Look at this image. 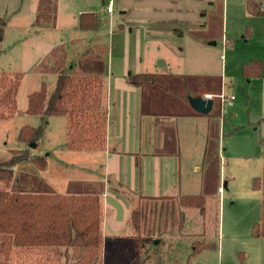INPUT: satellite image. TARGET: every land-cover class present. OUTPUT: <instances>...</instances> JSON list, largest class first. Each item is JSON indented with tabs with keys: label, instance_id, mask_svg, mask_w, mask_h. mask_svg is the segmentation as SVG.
Segmentation results:
<instances>
[{
	"label": "rangeland",
	"instance_id": "374dc122",
	"mask_svg": "<svg viewBox=\"0 0 264 264\" xmlns=\"http://www.w3.org/2000/svg\"><path fill=\"white\" fill-rule=\"evenodd\" d=\"M203 1L204 12L200 14L204 18L203 26L197 24L183 29V37L177 39L169 38L167 28L170 25L161 22L142 25L141 29L132 31L133 35L129 34V28L124 32L117 29L116 38L111 37V34L114 35L113 25L119 27L124 22L126 26L134 27L131 22L138 17V11L132 7L133 4L121 3L120 0L116 1L113 14H107L106 7L101 5L99 10L103 11V27L99 33L102 40H98V44L95 43L96 38L90 43L85 40L93 56L98 54L104 58L110 56L112 50L116 54L124 49L121 43L123 37L125 50L131 61H136L140 66L139 70H153L161 81H165L162 84L164 87L158 88L159 98L162 95L163 98L157 103L163 101L172 110H175V105L186 104V101L191 104L188 92L193 91L194 96L200 97L205 93L219 94L210 113L212 119L209 126L214 136L210 137L209 145L206 120L202 122L194 148L190 145L192 149L188 159L198 158L199 161L207 145L204 164L200 163L201 170L194 172L193 165L197 160L189 161L188 168L182 174L186 188L194 192L200 190V194L205 196L204 213L191 208L180 215V206L146 205L140 219V230L135 231L129 217L137 207H132L131 200L121 198L114 210L120 212L119 218L130 221L122 225L127 237L117 242L125 245L122 247L128 251H136V257L139 252L137 238L139 241L152 240L155 247L145 241L146 246L140 251V257H147L146 264H264V238L252 236L253 225L261 220L262 211V192L254 189L253 181L264 172V65L259 76L248 77L244 73L246 63L252 60L264 62V16L253 12L250 0ZM76 6L71 5L72 9H76ZM256 8L264 11L263 8ZM26 11L31 15L32 9L27 7ZM28 33L13 29L10 24L5 27L0 70L17 71L20 68L15 69L20 61L22 41ZM92 55L88 52L73 61L76 60V63L81 56V59L93 58ZM75 72H78L77 67L71 73ZM116 76H119L118 73ZM55 78L48 76L43 80L54 88ZM172 96H175L174 100L170 99ZM231 96L235 98L231 99ZM18 115L21 116L0 119V150L21 149L23 144L17 138L21 126L39 125L42 122L41 117L27 116L25 113ZM48 122V131L58 133L57 139L61 145L60 134L62 128L66 129L67 118L52 116ZM42 154L39 152L34 157H43ZM84 155L92 154L72 152L69 159L74 160L73 165L49 164L45 158L47 169L50 165L46 172L36 168L21 169L16 173L13 190L23 193L67 192L66 182L71 178L97 180L100 176L94 170L88 169L89 173L82 174ZM98 172L103 170L98 169ZM74 173L77 176L74 177ZM192 180L199 185L193 186ZM104 230L107 232L109 228L107 230L106 226ZM158 240L160 242L156 243ZM201 241L212 245L193 254L194 247ZM108 245L107 249L110 248ZM103 247L101 264L105 261ZM119 251L122 255L111 254L114 264H133L131 254H123L122 248ZM71 263L72 259L66 256L64 264Z\"/></svg>",
	"mask_w": 264,
	"mask_h": 264
},
{
	"label": "crops",
	"instance_id": "0c3cea01",
	"mask_svg": "<svg viewBox=\"0 0 264 264\" xmlns=\"http://www.w3.org/2000/svg\"><path fill=\"white\" fill-rule=\"evenodd\" d=\"M116 1L119 2V0H114L113 12L108 13L106 11L107 14L115 13ZM250 1L256 2L264 9L262 1ZM120 2L133 4L132 7L138 11V17L131 22L135 25L134 27L126 26L124 22L120 23L119 27H114L110 22L113 25L114 34H111V37L114 36V38H116L117 29L119 32H124L129 28L128 30L131 31L129 34L133 35L132 31L141 29L142 25L161 22L170 25L167 28L170 33L169 38L177 39L183 37V29H188L197 24L203 26L204 23V18L200 16L204 12L205 1L203 0H120ZM71 5H77L76 9H72ZM101 5L106 7V2L104 0H0V20L4 22L2 25L0 23V27L3 29L0 36L1 50L4 30L9 24L15 30L29 32L22 41L20 61L15 69L20 68L17 71L0 70V73L24 74L17 94L18 113L13 118L21 116L18 115L19 113L26 114L29 95L38 91L43 82H47L43 79L49 76L56 77V80L61 71H73L74 64L72 63L76 61L73 59L79 58L80 55L84 56L88 52L92 55L89 43L93 38H96V44L99 43L98 40H102L101 33H99L103 27L101 18L103 11L99 10ZM27 7L32 9L31 15L27 13ZM105 9L107 10V8ZM85 13H92L100 18L101 25L97 30H82L80 28V17ZM118 20L121 19L118 17ZM106 24L108 25V23ZM86 39L89 43L85 41ZM121 40L124 49L120 53L114 54L112 50L110 56H106L107 58L98 56V54L92 55V57L101 58L106 63V108L108 116L106 147L99 151H79L92 154L83 156L85 164H83L84 171L82 174L89 173L88 169H90L103 179L98 177L97 180L87 178L86 181H79L71 178L66 182L67 192L60 190L59 192H42L48 194H92L102 197L104 203L103 248L105 249L103 251V255H105L103 264H114L111 254L122 255L119 251L121 248L123 254H127V256L131 254V258L134 257L133 263L142 250L139 245V252L135 257L136 251H128L122 247L125 245H119L117 242L118 239L121 242L127 237L122 225L129 221L128 218H119L121 217L120 212H115L114 208L119 206L118 199L131 200L132 207L137 208L146 205L155 207L167 204L180 206V215H184V210L191 208L183 207L180 204V199L184 196L203 194H200V190L194 192L192 189L186 188V182L182 178L183 170L188 168L187 163L189 161L196 160L193 171L199 172L201 170L199 166L200 163L204 164L205 149L209 145L210 137L214 136L211 134L210 128L212 119L210 113L213 109L209 113L210 115H205L197 112L192 104L186 101V104L175 105V110H172L163 101L159 102L160 104L157 103L163 98V95L160 98L158 95L153 99L150 109L143 112L142 90L129 82L128 74H155L158 78V88L164 87L162 84L165 81H161V77L153 70H139L140 66L136 61H131L125 50V39L122 37ZM104 41L106 42V38ZM3 55L2 50L0 60ZM117 73L119 76H116ZM187 95L191 98L200 97L194 96L193 91L188 92ZM210 95L212 97L208 98ZM174 97L172 96L170 99L174 100ZM216 97L211 93H205L203 96V98L213 99V101ZM203 120L207 121L208 126L210 125L206 132L208 144L204 147V156L201 157L200 161L198 158L189 160V151L192 149L190 145L194 148ZM200 124L201 127L199 128ZM31 126L38 125L32 124ZM49 126L50 124L47 125L41 141L35 147H30L32 157L42 152V156L46 158L49 164L73 165L74 160L69 158L74 151L66 147L68 120L66 129L62 128L60 134L61 145L57 139L58 133L49 132ZM23 148H25L24 144L21 149ZM211 153L210 151L209 156ZM12 156L13 149L0 150V162H5ZM25 168L40 170L33 162L26 161L15 168V178L17 171ZM48 169L46 165L42 171ZM98 169L103 170V172H98ZM73 176H77V173H74ZM190 182L193 186L199 185L195 180ZM221 190L222 185L219 186V191ZM109 213H111L110 216ZM106 226L107 230L109 228L107 232L104 230ZM121 229L123 230L121 231ZM160 240L155 242L159 243ZM107 244L110 247L108 249Z\"/></svg>",
	"mask_w": 264,
	"mask_h": 264
},
{
	"label": "trees",
	"instance_id": "16d2710c",
	"mask_svg": "<svg viewBox=\"0 0 264 264\" xmlns=\"http://www.w3.org/2000/svg\"><path fill=\"white\" fill-rule=\"evenodd\" d=\"M254 13L264 16L256 2ZM100 18L92 13L82 14L80 28L97 30ZM1 25L4 23L0 20ZM3 29L0 27V36ZM2 53L0 47V55ZM264 62L252 60L244 65L248 77L259 76ZM78 72L61 71L54 88L43 82L38 91L29 95L26 114L41 117L38 126L20 128L18 140L25 148L14 150L13 156L0 162V264H64L66 256L71 264H101L104 243V203L99 195L23 193L13 190L15 168L31 161L40 170L46 168L45 157H32L31 145L44 136L48 118L65 116L68 120L66 147L73 151L103 150L107 143L106 63L99 57L85 58L74 64ZM72 69V70H73ZM128 80L142 90V110L151 107L158 96V78L152 73L128 74ZM24 74L0 73V119L13 118L18 113L17 94ZM253 187L262 192L261 220L254 223L252 236L264 238V172L254 178ZM180 204L205 211L203 195L184 196ZM145 206H139L130 217L133 229L140 230ZM129 220V221H130ZM143 249L147 239H141ZM148 244L155 243L148 239ZM212 243L199 242L193 254ZM148 256V255H147ZM147 257H138L133 264H146Z\"/></svg>",
	"mask_w": 264,
	"mask_h": 264
},
{
	"label": "water",
	"instance_id": "95a60500",
	"mask_svg": "<svg viewBox=\"0 0 264 264\" xmlns=\"http://www.w3.org/2000/svg\"><path fill=\"white\" fill-rule=\"evenodd\" d=\"M190 101H191L193 108L199 113L207 115L213 109V105H214L213 99H205L203 97H196V98H191ZM30 147H35V145H31Z\"/></svg>",
	"mask_w": 264,
	"mask_h": 264
},
{
	"label": "built area",
	"instance_id": "2783aa9c",
	"mask_svg": "<svg viewBox=\"0 0 264 264\" xmlns=\"http://www.w3.org/2000/svg\"><path fill=\"white\" fill-rule=\"evenodd\" d=\"M104 1L106 2V8H107L108 13H112L113 9H114V0H104ZM260 1H262V6L264 7V0H260ZM217 97H219V95H217ZM220 97L222 98L223 96L220 95ZM208 98H210V97H208ZM230 98L234 99L235 97L231 96Z\"/></svg>",
	"mask_w": 264,
	"mask_h": 264
}]
</instances>
